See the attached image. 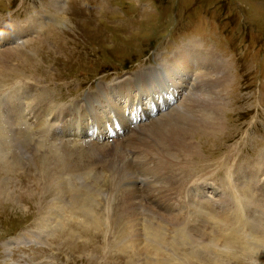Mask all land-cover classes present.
<instances>
[{
	"label": "rangeland",
	"instance_id": "obj_1",
	"mask_svg": "<svg viewBox=\"0 0 264 264\" xmlns=\"http://www.w3.org/2000/svg\"><path fill=\"white\" fill-rule=\"evenodd\" d=\"M88 7H90L89 10H87ZM28 9L29 11H27ZM88 14L94 16L90 21L87 18ZM27 19L28 22L31 19L29 24L40 22V25L47 27H43L45 30L53 28L54 34L44 32L42 34L33 33L35 34L33 35L28 33ZM18 24H21L19 28ZM24 26L26 27L24 28ZM18 29L22 39L18 43H14L13 39H17ZM30 39H33L36 44L21 42ZM193 41H197V44L201 45L199 52H203L202 47H206L212 48L218 53L221 59L226 60L229 64L231 74L229 92L222 97L224 98L222 127L216 136L208 137L210 135L204 136L198 133L197 139L200 141L199 147L203 153L200 157L194 155L192 158V161L197 162L200 168L205 169L203 171L204 180L209 179L211 185H204L200 195L195 189L189 190L190 195L191 192L194 195V198L191 197L192 195L189 198L193 201L196 196H199L196 199L197 203L199 200L205 201L203 200L205 198L210 204L211 197L214 199V203L218 204L224 196V191L222 184L217 181L232 182L238 189L235 204L241 205L242 212V208H250L249 205L260 209L253 213L249 221H243L241 228L248 226L249 228H244L243 233L232 238L231 231H227L229 229L225 220L233 214L230 208L235 204H230L228 209L218 208L212 204L210 206L214 205L211 208L214 210V214L219 212L213 216L210 223L196 215L194 225L189 226L191 231H194L197 242L193 239L195 242L193 241L191 245H187V242L176 244L174 238H176L177 226L172 212L179 209L180 199L185 197L184 191L180 192L179 190L177 179H171L174 185L173 190L164 191L163 186L158 187L159 193H157H162V196L158 195L162 197L160 201L157 199L148 201L146 196L141 195L140 190L150 186L148 190L150 193L153 185L158 184L159 178L162 176L152 168L153 170L149 172L151 174L148 173L147 177L149 180L151 179V185L154 182L153 185L142 186L141 181H138L136 185L134 182H130L131 192L125 195L122 189L117 190L119 187L116 181L111 183L110 176L103 174L104 172L109 173L110 170L117 172V165L120 162L116 158L113 147L104 143L102 147L106 146L103 151L100 149L95 161L93 159L87 167V170L95 169V171L101 172L100 175L93 176L94 180L92 179L90 185L85 186L94 195L80 192V187L72 186V188L66 180L61 184L66 189L64 190L59 184L60 168L67 162H60L55 158L56 152L49 148V140L40 138L32 149L16 136L19 144L18 149L26 159L23 160L20 156L10 154L7 156L8 159L3 158L0 161V264H264V209L258 207L252 191L243 186L239 174L241 167H249L250 162L247 159L242 161L240 152L256 151L264 145V0H98L97 2H90V0H0V50L6 49L10 52L11 57L8 58L10 61L8 60L6 65L11 66V61L19 63L20 58L23 59L27 56L30 57L31 62L26 71H33L31 74L34 79L23 76L26 80H34L44 85H48L50 82L74 81L71 86L74 96L70 94L71 87L67 85H61L58 89V92L65 93L67 99L70 100L78 98L84 102L91 92L98 91L102 94L103 88L101 87L126 78L140 66L151 68L149 82L156 86V77L160 73L159 71H164L162 65L165 56L179 48L178 45L192 47ZM14 47L19 49L15 50ZM20 51L22 52L18 54ZM3 56L1 57L4 58ZM80 69H82L80 72L85 74L79 75ZM0 74H2L1 70ZM106 75L107 77L102 78ZM134 78H136L135 74ZM176 79L182 80L179 76H176ZM205 80L203 78V81ZM190 82L191 80L187 81L186 86ZM29 83L38 88L36 93L43 88L36 83ZM201 84L199 81L198 85ZM4 87L6 85L2 87L0 106L7 109L14 100V102L20 101L21 95L8 97L10 86ZM133 87L138 88L135 85ZM188 91H190L189 88L186 89V93ZM201 91L202 89L198 94H201ZM130 92L132 96L135 95V91H133L134 95L132 91ZM87 93L88 95H86ZM188 95H182L180 100L172 106L167 105V112L172 111L177 104L181 105L187 102L190 98ZM190 102L188 101L182 107L186 108ZM192 107H195L192 109H197L196 105H192ZM59 108H51L53 113L47 115L49 120H46V114L42 118V123L50 129L51 142L58 146L60 142H66V140H60L61 136L66 138L69 136L64 134L61 128H57L60 125V119H55L56 113L62 112L61 110L65 108L69 113L72 112L68 105ZM22 109L23 111L27 110L26 112L30 111L27 107ZM174 119L176 120L175 116L172 117V121ZM55 120L56 122H53ZM23 121H26L25 117ZM48 121L49 123H47ZM152 121H142L136 127L137 129H134L138 132L133 131L130 136L136 139L146 137L145 139H149L147 143H153V141L155 143L157 140L151 139L149 133L145 131L146 128H143ZM26 122L34 130L31 121ZM134 140L130 138L126 143L122 142L126 147L133 149L131 145ZM76 144L81 146V144ZM137 144L138 141L135 142V145ZM96 145L98 147L95 146L94 149H91L92 152L100 148L99 144ZM107 149L113 153L111 157L107 154ZM136 154H138L137 158L140 156L139 153H134L129 158L137 161ZM85 155L87 156L86 153ZM236 155H238L239 164L230 168V159H234ZM262 155L264 152L254 161ZM76 156L78 159H83L80 155L76 154ZM13 158L19 159V161H13ZM89 158L84 160L88 161ZM77 163L79 161L75 165ZM79 165L80 171L73 173L76 175L74 178L78 177L75 180L90 179L89 174L83 170L84 166L81 163ZM150 165L147 163L145 166ZM51 167L53 170L50 169ZM254 167L256 166L254 165ZM191 173L194 178L197 177L194 172ZM259 173L255 176L256 180ZM157 174L159 177L156 176ZM263 174L264 168L261 170V175ZM261 175L257 182L259 184L263 181L261 194L257 195L263 198L264 178L260 180ZM57 188H61L58 194L60 199L70 197L74 202V206L68 202L59 218L57 208L61 207V203L55 197ZM258 192L260 193L259 190ZM162 199H168L170 204L167 208L161 206ZM91 200L94 207L89 212L87 204ZM53 201L59 203L56 209H52L49 214ZM67 201H62V203H67ZM136 201L139 205V213L143 215L140 217L144 219L138 220L134 226L137 228V236L134 235L135 232L133 233L130 221L127 219L128 214L126 219L122 216V213L127 209H130L131 213L135 212ZM130 202L132 204H129ZM215 216L220 220L219 223L216 218L217 222L214 219ZM117 217L123 218L119 228L116 226L120 221ZM45 219L52 224L51 231L48 233L41 232L38 228V223H42ZM210 224L213 225V228L210 227ZM144 225L148 235L144 231L141 232L142 242L139 228L145 227ZM168 225H170V229ZM152 226L154 229H151ZM163 226L166 229L164 228V233L161 232L163 233L161 239H164L159 241L157 238L159 242L153 241L152 237L160 232ZM29 230L37 234L35 247L29 250L25 248L26 244L17 242L19 245H15L17 247L15 250L8 242L11 234L19 231L20 239L24 241L22 234L26 235ZM215 230L217 233H214ZM255 230L259 234H256L257 237L251 234ZM128 233L131 235L129 236ZM172 233L174 238L171 237ZM227 234L230 237L226 238ZM145 237H148L147 240ZM170 238L174 239V242L172 241L174 244ZM230 240L235 242L232 245L233 249L226 248ZM144 242L147 244H145L146 247ZM207 243H209L206 245L208 251L204 250L205 248L202 246Z\"/></svg>",
	"mask_w": 264,
	"mask_h": 264
},
{
	"label": "bare ground",
	"instance_id": "obj_2",
	"mask_svg": "<svg viewBox=\"0 0 264 264\" xmlns=\"http://www.w3.org/2000/svg\"><path fill=\"white\" fill-rule=\"evenodd\" d=\"M27 11H29V9ZM28 17H29V15H28ZM28 19H27V22H28ZM30 20H29V22H30ZM29 22H28V25H30ZM36 22H38V21H36ZM19 25H21V24H18V28H19ZM25 27L26 26H24V28ZM3 31H4V29H3ZM18 32H19V37L17 39H13L14 43H18L19 40L22 39V36L20 35V30L19 29H18ZM33 35H35V34H33ZM3 37H4V35H3ZM197 41H193L191 43L192 47L189 46V45L188 46L187 45L181 46L182 48L178 52H176L174 54L173 58L169 59L167 62H163L164 63L163 66L166 67L167 74L169 72L168 75L171 77L170 78L171 84L168 87L172 88V87L179 86V89H181L183 93H185L186 89L189 88L190 91H188L187 94H189L188 97H190V98H188L187 102L188 101L189 102L192 101V102H190V104L186 108H183L182 105H184L187 102H185V103H183L181 105L177 104L176 106H174L172 111H170V112L165 111L164 112L165 114L164 113L162 114L163 117L162 116L156 117L155 119H153V121L150 124H148V125L143 127V128H146L145 131H147L149 133V135L151 136V139H156L157 140L155 143H154V141H153V143L152 142L151 143H147L149 141V139L147 140V139H145L146 137H140L137 140L133 141V143L131 145L133 149H131L129 147H126V145L123 144L124 141L123 142L119 141L118 144L116 145V147L112 146L113 149H114V152L116 154V158L120 161L118 163V165H117V172L119 170L118 177L120 179L129 180L131 183L134 182L135 185H136V183L138 181H141L142 182V186H148L149 184L151 185V183H150L151 179L149 180V178L147 176H148V173L151 172V170H153L152 168H154L157 172L160 173V175H162L159 178V183L158 184H154L153 185L154 182L152 183L153 189H151L150 193H148L149 192L148 190H149L150 186L149 187H144V188H142V190H140V188H139L141 195L146 196V200H148V201H152L154 199L159 200V199L162 198V197H160V196H162V193L158 194L159 193L158 192L159 191L158 190L159 186H163L164 191H169L171 189L173 190V186L174 185L171 182V179L172 178H177V181L180 183L181 188H182V190L185 193V197L180 199L181 200V202H180L181 204H180L179 209L178 210H174L173 212L171 211L172 212V216H173V218L175 220V225L177 226L176 238H174V239H176V242H175L176 244H179L180 242H185V243L187 242L188 243L187 245H191V243H193V241H194L193 239H195V241H196V238H195V235H194V231H191L192 229L189 227V226H193L194 225L195 216L198 215V218H202L206 222L210 223L211 219L213 218V216L215 214L217 215V213L219 212V211L217 212V210H215L217 213L214 214V212H213L214 210L211 209L212 207H214V205L209 207V205H212V204L211 203L208 204L207 200H205V201H200L199 200V202H198L199 204H198L196 202V199L199 196H196V198L194 199L195 201L194 200L192 201V199H190L189 197L193 194V192H191L192 194L190 195V191L189 190L192 189L191 191H193V189H195V191L197 190V193L200 195L201 194V189L203 188V186L204 185H209V184H205L206 179L204 180L205 174L203 172L205 169L200 168L197 165L198 164L197 162H193L192 161V158H193L194 155H197V156L200 157V155L203 153L201 147H199L200 141L197 139L198 133H201L204 136L210 135L208 137H212L213 135L216 136L218 130L222 127V117H223V112H224V106H223L224 98H222V97L227 95L228 92H229L228 88H229V85H230V74H231L229 64L226 62V60L221 59V56L218 53H216L212 48L202 47L203 52H199L201 45H198ZM19 47H20V45H19ZM9 48H11V47H9ZM14 49L18 50L19 48L18 47H14ZM21 52L22 51L18 52V54L21 53ZM18 54H17V56H18ZM204 54H205V56H204ZM1 56H3L4 58H2ZM0 57H1L0 58V70L2 71V74H0L1 75L0 76V81H1L3 76H6L8 81H9V84H11V89L13 91H15L16 93H28L31 90H33L32 84L27 82L22 77L24 71H26V69H28V64L31 62L30 57L26 56L23 59L20 58L19 63H14L13 61H11V66H7L6 65V62L9 60L8 58L10 57V52H8L6 49L5 50L2 49V50H0ZM171 69H176L177 73L173 74L170 71ZM189 71H191V73ZM27 72H31V71H27ZM159 72L161 73V71H159ZM142 75H144L143 71L138 72L137 74H135V76L137 78V79L136 78L135 79L136 80L141 79L143 77ZM186 75H189L190 78H187ZM176 76H179L182 80H177ZM184 77H185V79H184ZM203 78H205L206 80L203 81ZM32 79H34V78H32ZM189 80H191V82H190V84L188 86H186V83ZM199 81H201V83L203 84V85L202 84L201 85L203 87L201 85L200 86L198 85ZM129 84H130V80L123 81V83L120 84L119 87L117 88V93H121L125 89V87L128 86ZM102 85H104V84H102ZM104 86H105V95L109 94V90H110L112 84L104 85ZM135 86L138 87L137 89L135 88L138 91L140 89V86H138V85H135ZM204 86H205V88H204ZM6 87H7V85H6ZM6 87H4V88H6ZM101 88H103V87H101ZM42 89H44V90L41 91ZM42 89H40L38 93H30V95L28 96V98L30 100L27 101V105L31 107V111H33V114L37 115V116L41 113L42 108H44L46 105H50L51 103L56 102L52 96L45 95L46 89H47L46 87H43ZM201 89H202L201 94H198V92H200ZM8 91H7V93H8ZM130 91H132V89H130ZM5 95H7V94H5ZM86 95H88V93ZM8 97H9V95H8ZM186 98H187V96H186ZM114 99L116 101H113L112 103H109V107H103L102 108L101 114H99L97 112L96 108L93 107V103L94 102L100 103L102 101V99L97 97V96H93L90 99H87V105L89 107H91V110H87L86 111L85 108L80 107L78 109L77 113H75V116L72 115L70 117V118H74L73 121L76 123L77 131H75L74 129L71 130L69 128L62 129L64 131V134L69 136V138H66L65 136L64 137L61 136L60 140H66V142H63L62 144L65 147L70 146V142L73 143L74 145L76 143L81 144V146H83V148H80V147L77 148L76 151H75V154L80 155V156L83 157V155H84L83 153L85 152V145H90L89 149L91 150V149H94L95 146L98 147V145H96V144L108 143L109 140H106V139L101 140L100 137H99V133L103 132L105 137L107 138V133L110 131V130H108L106 128L104 123L110 122L111 130H115L117 127H120V126L123 125L124 128H127L126 130H124V133H126V131L128 130L129 126H131V124H129L130 123V121H129L130 116L129 117L127 116V112L130 110V113H129V115H130L131 113L134 112L135 109H138L139 114H140V112L143 111V106H142V103H141V99H140L139 96H137V98L135 97V95L132 96L131 92H130L128 97H126V96H122V97L115 96ZM122 99H123V101H120ZM164 99H165V97L159 98V100H164ZM144 100H147V102H144ZM142 101L145 104H148V102H150V103L154 102V100H151L150 98L145 97V96H142ZM82 102H83V100H82ZM56 103H58V102H56ZM23 104H24V102L16 103L17 106L18 105H23ZM191 104L193 106L196 105L197 109L196 110L192 109V108H195V107H192ZM135 106H136V108H134ZM6 107H8V106H6ZM24 108H26V107H24ZM53 108H55V107H53ZM161 111H163V110H161ZM24 115H25L24 113L20 114L21 117H25ZM174 116L176 117V120L178 122H174V121H176L175 119L172 121V117H174ZM115 119H116V122L112 123V121L115 120ZM53 122H56V120L53 121ZM47 123H49V121ZM134 131L136 133L138 132L136 130H134ZM19 132H20L21 137L24 138V139H27L29 136L31 137L30 131L26 127H19ZM64 134H62V135H64ZM145 134H146V132H145ZM80 135H82L85 138L79 139L78 136H80ZM225 136L228 137V135H225ZM111 138H113V137H111ZM121 138L122 137H118V135L116 136V139H118V140L121 139ZM137 141H138V144H139V146H137V147H139L141 149V151L139 152L140 156L138 158H137L138 154H136V156H135L137 158V161H133L129 157L137 151V150H135L137 148L136 145H135V142H137ZM197 144H198V147H196ZM231 148H233V147H231ZM59 149H60L59 151H62L61 148H59ZM47 150H48V148H47ZM45 154H47V153H45ZM62 156L66 160H68V159L71 158L72 154L67 153V152H63ZM88 158L89 157H87V159ZM46 159L49 160L48 158H46ZM13 161H19V159L13 158ZM47 162H45V163H47ZM55 162H56V160H55ZM76 162L77 161H72V166L70 168H68L66 170V172H71V173L77 172L79 170V168H80V165H79V163H77V165H75ZM254 162H255L254 160L249 162V168H250V176L252 178V182H253V184L256 185L258 180H259V177L261 175V170H263V168H264V162L258 168L254 167ZM51 163H52V161H51ZM147 163H150L151 165L146 167L145 165ZM74 165H75V168H73ZM62 167H63V165H62ZM46 168H48V167L46 166ZM56 168L58 169V167H56ZM61 168H60V170H61ZM50 169L53 170L52 167ZM45 170H47V169H45ZM83 170H84L85 173L87 171L88 172H92L93 176H96V175L98 176L101 173L100 171H95V169L87 170V168L85 166H84ZM117 172L110 170L109 173L106 174L104 172L103 174L105 176H116ZM191 172H194V174L197 177L194 178V176L192 175ZM257 173H259V174H258V177H257V180H256L255 176L257 175ZM86 174H89V173H86ZM149 174H151V173H149ZM74 176H76V175H74ZM156 176L159 177L158 174ZM55 178L57 179V177H55ZM75 178H78V177H75ZM156 178H154V179H156ZM51 180H52V178H51ZM157 182H158V180H157ZM217 182L222 184L223 191H224V196L219 200L218 204L221 205L222 207H224L225 209H228L230 204L231 205H232V203L235 204L236 199H237L238 189L236 188L235 184L232 183V182H228V181H224V180L221 181V182L220 181H217ZM59 184H60V187L62 189L66 190L65 188L62 187L61 180H60ZM116 184H117L118 187L122 186L124 188V191H125L124 194L125 195L131 192V189H129V188H132L131 185H129L127 187V186L119 185L118 183H116ZM188 191H189V193H188ZM77 192L79 193V191H77ZM133 192H134V190H133ZM202 193L204 194V192H202ZM252 193L254 195V198L257 201L258 207L262 208V210H263L264 209V197L260 198L257 195L258 193H256L255 191H252ZM79 194H81V193H79ZM158 195H160V196H158ZM193 196L194 195H192L191 197H193ZM82 197H83V195H82ZM166 197H163V198H166ZM176 197H178V196H176ZM200 198H202V197L200 196ZM244 199H245V194H244ZM75 200H76V198H75ZM143 201L146 202L145 200H143ZM129 204H132V202H130ZM141 205L142 204L140 202V206ZM133 206H134V204H133ZM249 207L250 208H255L252 205H249ZM128 208H129V205H128ZM148 208H150V206H148ZM230 209H231L230 211H232L233 214H231V216L228 215L229 217H228V219L225 220V223L227 225V221L228 222H233L232 219L238 222L239 227L237 228V230H236V227H234L233 230L231 231L232 238H235V237H237L239 235V233H240L239 231L242 229L241 226L243 225V221H247L248 219H245V218L242 217V214H241L242 210H241V205L240 204L236 203L235 206L234 207L231 206ZM124 210H125V208H124ZM149 213H151V212H149ZM126 215H127V219L130 221V225L132 227L133 233L135 232L134 235L136 234V236H137V228H134V226H135V224H136V222L138 220H140V219L144 220L143 218L140 217L142 214L139 213V205H138L137 201L135 202V212L131 213V210L127 209L125 212L122 213V216H123V218L125 217V219H126ZM120 217H121V215H120ZM147 218H148V216H147ZM215 218H216V216L214 217V219ZM118 219H120V221H119V223L116 226L119 228V225H120L122 219L121 218H118ZM217 220H216V222H217ZM196 222L198 223L197 220H196ZM199 222L201 223V221H199ZM219 222H220V220H218V223ZM164 224H165V222H164ZM168 226H169V229H170V225H168ZM156 228L159 229L158 227H156ZM164 228L165 227L163 226L160 229V232L164 233L165 229H166V228L165 229ZM141 229L139 228V230H140L139 233H140V236H141V240L143 242V236H142L141 232L144 231L146 233L147 229H146V226L143 227V228L141 227ZM151 229H154V227L152 226ZM227 231H229V230H227ZM129 232H131V231H129ZM170 232H172V231H170ZM163 233H161V234H163ZM173 233H172V235L174 236ZM214 233H216V232H214ZM255 233H256V230L253 231L251 234L253 236H255L256 235ZM130 235L131 234H129V236ZM146 235H148V234L146 233ZM227 235L229 236V234H227ZM256 237H257V235H256ZM147 238L145 237L146 240H147ZM153 238L154 239L155 238L156 239L160 238V235L159 234H155L152 237V239ZM163 239H161V240H163ZM171 239L172 238H170V240ZM174 239H172L171 242ZM153 241H155V240H153ZM145 244L146 243L144 242V245ZM146 245H145V247H146ZM180 247H181V245H180ZM196 248H199V247H196ZM199 255H200V251H199ZM176 257H177V255H176ZM160 264H162V263H160Z\"/></svg>",
	"mask_w": 264,
	"mask_h": 264
}]
</instances>
